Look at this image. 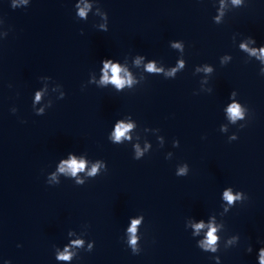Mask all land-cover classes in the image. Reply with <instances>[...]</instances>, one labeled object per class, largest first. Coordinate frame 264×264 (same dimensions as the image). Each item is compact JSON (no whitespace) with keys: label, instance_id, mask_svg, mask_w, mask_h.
I'll use <instances>...</instances> for the list:
<instances>
[{"label":"clouds","instance_id":"obj_1","mask_svg":"<svg viewBox=\"0 0 264 264\" xmlns=\"http://www.w3.org/2000/svg\"><path fill=\"white\" fill-rule=\"evenodd\" d=\"M237 2H238V0H237ZM80 14L84 15V10H81ZM262 51H264V50H262ZM108 67H109V65L106 64L105 68L107 69ZM149 70L152 71V70H154V68L150 65ZM120 71H121V69L118 65H112L111 66V72H112L111 82L114 83L117 87H121L125 83V81L119 77ZM107 79H108V77H107V75H105V80H107ZM37 98H39V97H37ZM229 111L234 118L241 115L238 106L235 104L232 105V107L229 109ZM130 127H131V125H128L127 127H125L123 124L119 125L115 131V138L117 140H119L120 137L123 136L125 134V132L128 130V128H130ZM68 166L72 169L73 173H75L77 170H82L84 168V164L82 162L77 163L74 159L69 163ZM94 171H95V169H93V172ZM225 198L229 202H231L234 199L233 196L229 192L225 193ZM137 223H138V221H133L132 228L130 229L131 232H133V233L135 232ZM196 227L199 229L200 227H203V225L202 224L197 225ZM214 231H215V229H210V231L207 234L208 235V240H207L208 245H211L216 241V236L214 235ZM131 243L132 244L136 243L135 237H133V239L131 240ZM59 258L68 259L69 257L62 255ZM261 264H264V253H262Z\"/></svg>","mask_w":264,"mask_h":264}]
</instances>
